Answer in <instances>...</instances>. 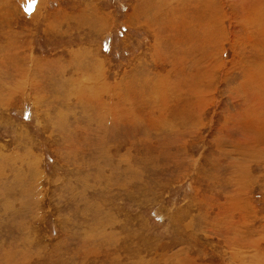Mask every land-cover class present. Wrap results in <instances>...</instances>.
Segmentation results:
<instances>
[{"label": "rangeland", "instance_id": "obj_1", "mask_svg": "<svg viewBox=\"0 0 264 264\" xmlns=\"http://www.w3.org/2000/svg\"><path fill=\"white\" fill-rule=\"evenodd\" d=\"M0 264H264V0H0Z\"/></svg>", "mask_w": 264, "mask_h": 264}]
</instances>
